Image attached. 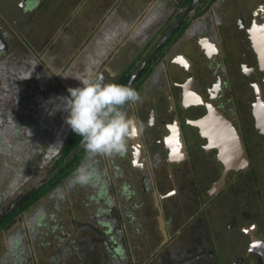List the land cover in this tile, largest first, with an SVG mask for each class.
Masks as SVG:
<instances>
[{"label": "flooded vegetation", "instance_id": "1", "mask_svg": "<svg viewBox=\"0 0 264 264\" xmlns=\"http://www.w3.org/2000/svg\"><path fill=\"white\" fill-rule=\"evenodd\" d=\"M39 1L21 0V13L33 15ZM155 1L158 9H164L163 13L144 30L139 24H110L113 18L109 16L106 18L109 24H94L88 33L74 40L67 32V25L54 31V37L50 35L45 39L40 32L37 39L31 40L28 38L31 26L27 22L18 20L9 25L0 18V145L7 141L14 143L16 135L19 139L31 137L34 134L31 124L37 121V116L18 117L19 111L10 109L11 97L16 99L18 107L21 102L33 105L40 118L49 113L46 119L51 120L50 123L55 121L52 119L55 110L50 107L58 106L55 114L61 123L51 130L50 136L39 135L40 144L48 145L42 153L45 165H34L41 167L33 174L34 186L45 180L40 189L62 172L81 149L72 156L74 149L62 159L63 147L73 131L66 123L68 112L63 109L61 98L69 95V87L82 86L75 78L100 76L105 82L128 85L131 78L136 77L130 87L141 94L142 102L126 108L134 129L127 151L123 155L92 158L96 175L86 184L99 199H94L98 208L94 212L93 228L103 236L108 249L106 256L112 264H124L125 257L133 264L128 240L137 238L141 229L156 225L163 247L171 228V234L176 235L197 226L202 230L201 236L194 240L191 230L188 239L199 244L205 242L207 251L186 255L187 264L200 259L203 260L199 263L204 264L202 261H208L209 256L216 264V258L222 257L214 253L216 239L222 248L224 238L232 247L231 235L246 239L244 252L232 260V264H264V198L256 188L259 181L255 183L253 179L248 186L252 190L243 193L250 195L249 198L225 194L230 177L233 179L244 171L250 179L257 175V170L252 168L256 156L252 152L254 142L250 145V141L257 135L259 140H264V131L258 129L259 126L264 128V0ZM93 20L95 23L96 19ZM128 43L135 46L134 51ZM88 45L92 46L93 55ZM69 55H73L72 62L87 58L89 62L80 63L77 67L80 72L75 75L71 69L67 78L68 65L72 64L68 61ZM50 73L61 77L54 87ZM33 74L36 79L32 78ZM258 113L262 118L260 125L259 121L257 124ZM227 126L243 144L247 165L225 173L219 148L228 146V151L235 153L233 139L226 135L231 132ZM33 151L27 150L25 156L32 159ZM197 156L206 160V167H200L198 162L197 165ZM13 158L16 159V154ZM85 160L86 154L81 155L74 172L0 233L38 206L33 215L46 214L51 219L52 234L58 244L63 245L61 249H65L63 242L72 240V234L83 230L84 216L79 218L66 203V207L58 208L56 213L68 222L67 229H63L57 222L58 216L52 217L40 205L54 193L60 198L59 191L66 192L72 187L76 169ZM234 182L237 183V178ZM34 186L25 189L4 211ZM212 209H218L212 211L215 223H209L207 218ZM17 236H21L19 231ZM92 241L85 237L79 243L82 247L84 242ZM234 248L242 252L241 247ZM26 256L17 258L14 263L0 264H24Z\"/></svg>", "mask_w": 264, "mask_h": 264}, {"label": "rangeland", "instance_id": "2", "mask_svg": "<svg viewBox=\"0 0 264 264\" xmlns=\"http://www.w3.org/2000/svg\"><path fill=\"white\" fill-rule=\"evenodd\" d=\"M20 3L21 0H0V18L8 21L9 25H12L15 21L17 23L18 20V22H27L31 26V33L28 36V38H30L31 40L37 39L40 32L41 36L45 39L50 35L54 37L56 30L61 27L62 29L63 27L65 28L64 25H67V32L70 33V36H72L73 38L72 40H74L75 38H79V35H81L82 33L86 34L88 33L87 31H90L91 28L87 26H91L92 23H94L93 19H96L98 23V18L100 17L99 22L103 24H109V21H107L106 18L110 16V18H113L110 24L115 23L116 25H125L132 23L131 19H133V17L129 16L134 13L132 6V4L134 3L133 0L131 5L129 4L128 0H63L61 4L59 0H40L39 7L35 11V13H33V15L29 13L22 14L19 8ZM95 8L100 9V12H103V14L98 17L90 16L89 12L91 10L93 11ZM124 8L129 9V12L126 13ZM29 18H31L30 21H28ZM69 26H73L72 29ZM125 49L128 50V47L126 46ZM88 50L89 53L93 55L91 45H88ZM32 78L36 79V75L33 74ZM35 86L36 89L39 88L37 87V81H35ZM36 94L39 95L37 91ZM1 101L2 100L0 99V102ZM10 101V109L19 111L20 115L18 117L26 118L28 116H37V121L31 124L30 128L34 132L31 137L29 136L24 138V136H22L19 139V135H16L17 141H14V143H12L11 141H7L5 144L0 145V214L6 207H8L12 203V201H14L21 193H23L25 189L34 186L35 183L33 174L36 171H40L39 168H41L38 166L35 167L34 165H45L46 160H44V156L42 155V153L45 151V149H47L48 146L40 144L39 141L41 138H39V135L43 134L42 136L44 137L50 136L51 130H53V128H55L57 124H59V122L61 123V119L57 118V115L55 114V112L58 110V106L50 107V109L55 110V112L52 114V119L55 120V123H50L51 120L46 119L49 113L46 114L47 116L44 115L42 116V118H40L38 115V111L34 109L33 105H25L21 102L20 106L18 107V103L14 97H11ZM3 102H6L5 98ZM5 118L6 116H4V119ZM248 126L251 128L250 125ZM12 137L14 136L12 135L11 138ZM4 140L6 139L4 138ZM251 140L252 141H250V145H252V143L254 142L255 147L252 148V152L254 155H256L253 159L254 161L252 162V168H255L257 170V175L255 174L254 177L250 179L246 175L247 171H244L240 173V175L235 176L233 179L230 177V185L226 186L225 194L227 197H230L234 194V197L238 196L239 198L244 195L243 193H247L252 190L248 186H251L254 181L255 183H258L259 181L258 187L256 188L260 189L261 197L264 198V140H259L258 135L256 136L255 140H253V138ZM27 150H34L32 153V159L30 158V156H25V154L28 153ZM15 154L16 159L13 158ZM196 158L198 159L199 157L197 156ZM195 162H198L200 164V167H206V160L199 158V160H196ZM23 164L24 168H22ZM213 165L216 166L215 163H213ZM47 167L49 166L47 165ZM47 167L44 166L45 169ZM217 169L220 171V166L217 167ZM217 176L218 173L216 174V177ZM236 178L237 183L234 182V179ZM239 179H241L242 182L239 183ZM253 179L254 181L252 182ZM78 184L79 183H76L74 180L71 184L72 187H68V191H59L60 198L56 193H54L50 199H44L45 201H43L40 205V207L43 208L46 212L50 213L52 217H56L58 216L56 215L57 209L66 207L65 205L67 203V208H69L70 210L73 208V212L79 218H81V216L83 215V219H85V222H89V224L85 223L83 225L82 231H80L79 233L76 232V234L71 235L72 240L68 239L63 242V244L66 245L65 249H61L62 246L58 244L60 242H56L57 244H55V242H47L46 248H38L34 245L32 249L29 246H26L25 242H20V245L14 249H3V254H5V258H3V261L14 263L17 258H23L24 255H27L23 260L24 264H112L111 259L106 257L108 249L103 242V236H99L93 228V216L95 215L94 212L98 208V203L94 204L96 202L94 199H97L96 194L88 189L87 185ZM244 196L247 198L250 197V195ZM115 199L117 201L118 198ZM98 200L99 199H97V201ZM117 206L116 209L118 208ZM215 210L218 211V209H212L211 214H209V216L207 217L209 223H215V220L212 219V211L215 212ZM65 211L66 213H69L68 209H65ZM58 218L59 219L57 222L62 225L63 229H67V220L65 218H62V215H59ZM210 226L213 230L211 224ZM187 230L188 231H184L180 234L174 235L171 234L173 233V228H171L170 236H168V242L163 247H161L162 237L160 235V232L157 230L156 225L148 226L147 230L144 228L141 229V231H139L140 233L137 234V238L135 239H133L134 237L130 239L128 236L129 234L127 233L126 238H129L128 245L131 246L130 248L133 255L132 263L187 264L185 260L186 255L191 256L192 254L197 253L198 250L207 251V244L205 242L203 244H199L200 242L198 241L191 242L188 239V236L190 235L188 234V232H190L191 230L194 231V240L198 239V236H201L199 235V233L202 230H200L197 226L194 229L189 228ZM85 237H88L93 241L90 244L84 242L81 247L79 241ZM210 237L212 238V236ZM231 240L233 242L232 247L229 246V241L225 240L224 238L222 242V248L218 240L216 239V249L214 250V253L216 255L221 254L223 257H217L215 260L216 264H232V260L236 259L237 257H241L242 253L244 252L243 245L246 242V239L241 235H237L235 237L231 235L230 241ZM76 244H78V248H76ZM255 245L256 246H254V248L258 250L259 247L257 246V244ZM176 246L178 248H176ZM236 246L241 247L242 252L238 248L235 249L234 247ZM0 247H2L1 242ZM185 248L189 249L186 250ZM260 251L262 252L261 249ZM62 252L63 254H61ZM49 255L50 257L48 258ZM160 256L162 257L160 258ZM204 258H206V256ZM200 260L194 261V264H200ZM207 260L208 261L202 262L204 264H213V257L210 258L209 256ZM124 261V264H129L126 257Z\"/></svg>", "mask_w": 264, "mask_h": 264}, {"label": "clouds", "instance_id": "3", "mask_svg": "<svg viewBox=\"0 0 264 264\" xmlns=\"http://www.w3.org/2000/svg\"><path fill=\"white\" fill-rule=\"evenodd\" d=\"M82 86L69 87L62 97L66 122L82 138L86 160L75 172V182L86 185L95 178L92 158L113 157L127 151L128 140L134 135L127 106L142 102L141 94L121 83L105 82L91 75L75 78Z\"/></svg>", "mask_w": 264, "mask_h": 264}, {"label": "crops", "instance_id": "4", "mask_svg": "<svg viewBox=\"0 0 264 264\" xmlns=\"http://www.w3.org/2000/svg\"><path fill=\"white\" fill-rule=\"evenodd\" d=\"M92 1H94V0H92ZM98 1H102V0H98ZM128 1H129V4L131 5L132 0H128ZM133 2L134 3L132 4V6H133L134 13L129 16V17H133V19H131L132 23L125 24L127 26L139 24V25L143 26L141 28L144 30L146 25L152 24V22L157 18V15L158 14L162 15V13H163L162 11L164 10L163 9L161 11V9H158V7L156 6L157 2L155 0H133ZM100 3H98V4H100ZM124 10L126 13L129 12V9L124 8ZM100 11H101L100 9L95 8L93 11L91 10L89 12L90 13L89 15L95 16V17L101 16L103 14V12H100ZM158 11H161V13H158ZM91 13H92V15H91ZM146 16H149L151 20L147 19ZM99 18H98V23L101 24L99 22ZM143 20L145 23L142 22ZM87 23H88V20H87ZM95 23L98 24L96 20H95ZM95 23H92V25H94ZM71 27H73V26H71ZM87 27H90V26H87ZM127 46L132 51L135 50V46H133L132 44L128 43ZM75 48H76V44L74 43V49ZM73 55H74V57H76L75 54H73ZM73 55H69L68 61L71 62L72 64L68 65V66H70V70H69V74H68L67 78L70 77L71 69L73 70V75H75L78 72H80L77 68V67L81 66L80 63L87 65V63L89 62L88 58L84 59L83 61L82 60L81 61L75 60V62H72L70 59H71V57H73ZM50 75H51L52 82H53L52 86L54 87V85L57 82H59V79L61 77L54 75L52 73H50ZM72 87H74V86H72ZM37 208H38V206H36V208H34L30 212H28L27 215L22 217V220L20 222H17L13 227H10L6 231H3L0 233L1 234L0 242L2 245V247H0V263L5 262V261H3V258H5V254H3V249L4 250H10L11 248L14 249L20 245V242H25L26 246H29L31 249L34 245L38 248L39 247L46 248V246H47L46 242H49V243L55 242V244H57L56 242H58V240L54 237L55 234L54 233L52 234L53 226H50V225H52L51 219H49L46 214L44 216L39 214V213H36V215H33L34 210ZM17 231L20 232L21 236H17ZM44 232H49V233L44 235ZM60 246L63 247V245H60ZM49 257H50V255L48 256V258Z\"/></svg>", "mask_w": 264, "mask_h": 264}, {"label": "trees", "instance_id": "5", "mask_svg": "<svg viewBox=\"0 0 264 264\" xmlns=\"http://www.w3.org/2000/svg\"><path fill=\"white\" fill-rule=\"evenodd\" d=\"M125 83V80L123 81ZM82 140L81 137H79L76 133H72L69 138L67 139L63 150H62V159L63 157L67 156L72 152L78 145L79 142ZM85 150L83 146L81 147L78 154L69 162H67V167L64 168L62 172L57 174L55 178H53L49 184L44 185L40 189H37L32 195H30L27 199H25L22 203H20L14 210L9 212L7 215H5L3 218L0 219V231L3 229H6L10 225L13 224L16 217H18L22 212L27 210L31 205H33L35 202H37L41 197L45 196L51 190L58 185L61 181L64 180L65 177L70 175L72 172H74L77 163L79 159H81V155H85ZM107 257V256H106Z\"/></svg>", "mask_w": 264, "mask_h": 264}, {"label": "water", "instance_id": "6", "mask_svg": "<svg viewBox=\"0 0 264 264\" xmlns=\"http://www.w3.org/2000/svg\"><path fill=\"white\" fill-rule=\"evenodd\" d=\"M136 77H132L131 80L128 82L127 86H130L131 83L135 81ZM257 124L259 121V124H262V118H261V113H258L257 117ZM264 120V119H263ZM228 131L231 132H226V135L232 137L233 139V145L235 148V153L233 154L232 152H227L223 147L219 148V157L223 160V164L225 167V173H227L230 170H238L242 167H245L247 165V158L245 155V148L243 144L241 143L239 137L236 135L235 131L231 128H228ZM258 127V126H257ZM259 129V128H258ZM260 130V129H259ZM222 136V133L220 134ZM82 142L78 145L77 148L72 152V156H74L77 151L82 147ZM45 180L39 182L36 186H34L31 190H29L24 196H21V198L15 202L13 205H11L8 209H6L1 215L0 219L3 218L5 215H7L9 212H11L13 209L16 208L20 203H22L25 199H27L30 195L33 194L43 183Z\"/></svg>", "mask_w": 264, "mask_h": 264}, {"label": "bare ground", "instance_id": "7", "mask_svg": "<svg viewBox=\"0 0 264 264\" xmlns=\"http://www.w3.org/2000/svg\"><path fill=\"white\" fill-rule=\"evenodd\" d=\"M259 125H260V124H259ZM259 129L262 130V131H264V128H263V127L261 128V127L259 126ZM225 151L229 152V151H228V146H227V149L225 148Z\"/></svg>", "mask_w": 264, "mask_h": 264}]
</instances>
